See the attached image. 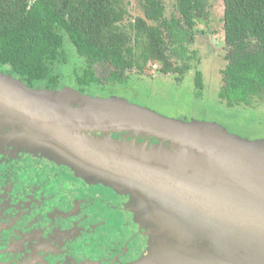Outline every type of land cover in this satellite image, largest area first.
<instances>
[{"label": "water", "instance_id": "95a60500", "mask_svg": "<svg viewBox=\"0 0 264 264\" xmlns=\"http://www.w3.org/2000/svg\"><path fill=\"white\" fill-rule=\"evenodd\" d=\"M30 89L0 73V123L32 151L137 198L156 244L135 264H264V142L119 97ZM117 132L159 143L146 148Z\"/></svg>", "mask_w": 264, "mask_h": 264}, {"label": "trees", "instance_id": "16d2710c", "mask_svg": "<svg viewBox=\"0 0 264 264\" xmlns=\"http://www.w3.org/2000/svg\"><path fill=\"white\" fill-rule=\"evenodd\" d=\"M223 39L229 48L219 97L228 106L250 105L264 96V0H222ZM206 0H175L176 13L165 14L163 0H142L143 16L126 20L123 0H0V66L29 87H56V67L65 62V41L84 59L80 85L99 83L94 66L108 64L111 83L149 62L164 74L193 67L197 21ZM203 89L202 73L194 75Z\"/></svg>", "mask_w": 264, "mask_h": 264}, {"label": "flooded vegetation", "instance_id": "af4514ba", "mask_svg": "<svg viewBox=\"0 0 264 264\" xmlns=\"http://www.w3.org/2000/svg\"><path fill=\"white\" fill-rule=\"evenodd\" d=\"M153 244L155 227L131 192L88 180L48 154L0 146V264H135Z\"/></svg>", "mask_w": 264, "mask_h": 264}, {"label": "rangeland", "instance_id": "374dc122", "mask_svg": "<svg viewBox=\"0 0 264 264\" xmlns=\"http://www.w3.org/2000/svg\"><path fill=\"white\" fill-rule=\"evenodd\" d=\"M123 1L127 8L126 20L143 16L142 0ZM163 2L166 16L176 13L175 0ZM204 12L206 16L204 20L197 21L194 28L195 38L189 46L191 51L196 52V58L188 72L164 74L160 71L162 64L152 61L141 71L134 69L126 72L124 82L119 84L107 81L113 68L101 63L94 66L100 82L82 86L77 78L82 75L85 61L77 55L74 47L65 41V62L56 67L55 73L59 77V83L54 90L69 88L83 96L119 97L129 104L168 118L210 122L219 125L228 134L248 141L264 142V96L261 99H253L247 106L242 104L228 106L226 100L219 97L220 89L224 85L222 70L228 63L226 56L229 53L223 39L222 0H206ZM196 71L202 73L201 91L195 86ZM7 72V67L0 66L1 74L8 75ZM9 76L15 81L20 80L12 74ZM45 89L48 88L36 84L30 90L42 92ZM14 132L11 131L10 135L9 129L0 123V146L12 145L33 153L31 148L14 140ZM82 135L86 139L93 134ZM102 138L105 144H108L110 140L108 135Z\"/></svg>", "mask_w": 264, "mask_h": 264}]
</instances>
